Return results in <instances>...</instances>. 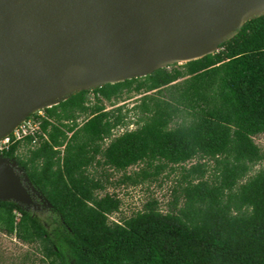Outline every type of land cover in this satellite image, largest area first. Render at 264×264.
Segmentation results:
<instances>
[{"label": "trees", "instance_id": "16d2710c", "mask_svg": "<svg viewBox=\"0 0 264 264\" xmlns=\"http://www.w3.org/2000/svg\"><path fill=\"white\" fill-rule=\"evenodd\" d=\"M131 93L142 95L132 109H107ZM43 110L46 137L27 136L4 153L41 197L30 206L0 200V231L36 244L43 264H264V168L249 175L264 160L254 139L264 134V15L214 53ZM102 165L134 185L179 168L171 208L153 199L111 220L122 203L99 194L106 185L90 168Z\"/></svg>", "mask_w": 264, "mask_h": 264}, {"label": "water", "instance_id": "95a60500", "mask_svg": "<svg viewBox=\"0 0 264 264\" xmlns=\"http://www.w3.org/2000/svg\"><path fill=\"white\" fill-rule=\"evenodd\" d=\"M208 12L247 22L264 15V0H0V88L36 92L0 94V138L73 93L214 53L245 23L198 19ZM79 81L96 85L47 90ZM36 193L17 161L0 157V200L30 206Z\"/></svg>", "mask_w": 264, "mask_h": 264}, {"label": "rangeland", "instance_id": "374dc122", "mask_svg": "<svg viewBox=\"0 0 264 264\" xmlns=\"http://www.w3.org/2000/svg\"><path fill=\"white\" fill-rule=\"evenodd\" d=\"M91 97L94 94L91 92ZM142 95L131 93L129 96H125L123 101L118 102L115 106L111 103L105 102L107 109L114 108L119 105H124L125 109H132L133 106L138 103ZM39 115L38 118L36 115ZM45 112L43 109L37 111L31 115V119H42ZM131 120H135L133 112H130ZM87 115L83 114L79 117L78 122L82 124ZM136 125L130 124L128 127H122L114 130V135L122 133L125 129H134ZM256 143L264 151V134H260L254 137ZM27 150L25 145H22L19 149V153L24 154ZM17 161V159H14ZM196 160H192L187 163V166L195 163ZM144 164L134 165L129 167L125 172L127 174H133L138 171ZM264 168V160L257 163L249 175H253L259 169ZM91 173L97 178H100L106 185L104 191L99 192L100 195H104L106 192L117 195L121 199V208L118 212L113 213L110 216L111 220L119 221L121 218H129L135 215L138 211L143 210L145 204L153 199L159 201L162 210L167 211L171 208L175 193L174 188L178 187V180L181 178V171L178 168L177 171H172L170 168L164 170L157 178V180H146L137 185L131 184L129 181H124V171H117L109 166H92L90 168ZM212 172L208 173V177ZM179 205H182V199L179 201ZM36 245V244H35ZM28 243H24L17 239L13 235H7L0 231V264H43L40 260L41 254L37 251L36 246Z\"/></svg>", "mask_w": 264, "mask_h": 264}, {"label": "bare ground", "instance_id": "6f19581e", "mask_svg": "<svg viewBox=\"0 0 264 264\" xmlns=\"http://www.w3.org/2000/svg\"><path fill=\"white\" fill-rule=\"evenodd\" d=\"M211 16H217V17H221L223 19H226V20L230 21L235 26L243 24L250 17V16H241V15H236V14H231V13L208 12L206 14L201 15L198 19L199 20H205L206 18L211 17ZM95 85L96 84H93L92 82H89V81H79V82H74V83L54 84V85L48 87L47 90L53 91V90H57V89H64V90L73 92V91H77V90L87 88V87H94ZM19 93H36V92L34 90L26 92L24 90L15 89V88H6V89L0 88V94L11 95V94H19ZM24 119L25 118H23L16 126H14L12 128V130L15 129Z\"/></svg>", "mask_w": 264, "mask_h": 264}, {"label": "built area", "instance_id": "2783aa9c", "mask_svg": "<svg viewBox=\"0 0 264 264\" xmlns=\"http://www.w3.org/2000/svg\"><path fill=\"white\" fill-rule=\"evenodd\" d=\"M31 115L26 117L11 132L0 138V157L4 156L5 151L9 150L13 143L21 141L27 136L33 137V143H37L39 141L40 135H44L46 137V134L41 128L42 119H31Z\"/></svg>", "mask_w": 264, "mask_h": 264}]
</instances>
